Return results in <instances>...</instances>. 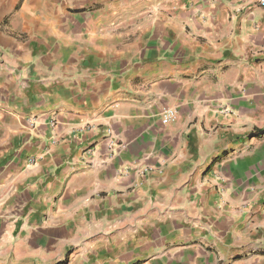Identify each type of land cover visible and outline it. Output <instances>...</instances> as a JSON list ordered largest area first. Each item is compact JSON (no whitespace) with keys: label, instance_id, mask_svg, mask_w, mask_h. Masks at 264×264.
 I'll return each mask as SVG.
<instances>
[{"label":"crops","instance_id":"obj_1","mask_svg":"<svg viewBox=\"0 0 264 264\" xmlns=\"http://www.w3.org/2000/svg\"><path fill=\"white\" fill-rule=\"evenodd\" d=\"M260 1L0 0V264H264Z\"/></svg>","mask_w":264,"mask_h":264},{"label":"built area","instance_id":"obj_2","mask_svg":"<svg viewBox=\"0 0 264 264\" xmlns=\"http://www.w3.org/2000/svg\"><path fill=\"white\" fill-rule=\"evenodd\" d=\"M261 5H264V0L260 1ZM175 116V111L169 109L163 116V123H168Z\"/></svg>","mask_w":264,"mask_h":264},{"label":"trees","instance_id":"obj_3","mask_svg":"<svg viewBox=\"0 0 264 264\" xmlns=\"http://www.w3.org/2000/svg\"><path fill=\"white\" fill-rule=\"evenodd\" d=\"M66 263H67V259L62 260V261H59V262H57V263H55V264H66Z\"/></svg>","mask_w":264,"mask_h":264}]
</instances>
